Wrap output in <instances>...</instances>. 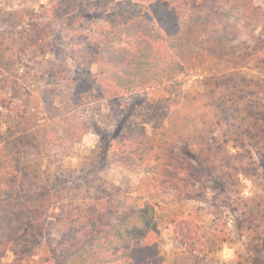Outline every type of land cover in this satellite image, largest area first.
<instances>
[{
    "label": "rangeland",
    "instance_id": "obj_1",
    "mask_svg": "<svg viewBox=\"0 0 264 264\" xmlns=\"http://www.w3.org/2000/svg\"><path fill=\"white\" fill-rule=\"evenodd\" d=\"M56 1L0 0V138L17 190L0 216V264H54L50 250L69 219L94 201L118 212L157 202L184 217L196 247L164 224L167 264H252L264 251V0H130L143 11L134 21L116 13L127 0H73L54 18ZM174 2L187 44L223 52L241 73L108 97L106 77L121 64L113 48L158 32L155 15ZM162 97L172 99L170 113ZM254 116L263 123L247 129ZM118 124L117 141L140 140L144 150L162 142L152 135L164 127L167 139L183 136L173 152L204 165L201 180H190L195 192L151 198L159 165L145 172L138 155L110 144Z\"/></svg>",
    "mask_w": 264,
    "mask_h": 264
},
{
    "label": "trees",
    "instance_id": "obj_2",
    "mask_svg": "<svg viewBox=\"0 0 264 264\" xmlns=\"http://www.w3.org/2000/svg\"><path fill=\"white\" fill-rule=\"evenodd\" d=\"M72 3L73 0H57L55 5L49 7L48 14L59 18L75 6ZM137 8L127 0L118 5L116 13L119 16L127 14L128 19L134 21L143 12ZM182 8L176 2L163 6L162 12L156 14L154 20L160 27L158 32L135 33L113 48V53L119 56L121 64L106 77V84L110 90L108 97L119 96L121 92L130 94L157 88L166 91L165 88L183 85L184 81L191 77L203 82L211 78L241 73V67L238 66L237 69L234 62L223 59V52L220 53L221 57L187 44L184 30L181 28L184 16ZM244 13L248 14L245 11ZM244 17L249 21L254 18L249 14L248 17L247 15ZM171 101L172 99L162 97V102L168 107L166 109L168 113L173 106ZM188 106L186 103L182 110ZM145 115L147 116V112ZM147 120L152 118L147 117ZM261 123L262 117L254 116L252 121L246 123V128L259 129ZM122 125L124 121H121L120 126ZM120 126L114 125L110 130V144L121 146L120 153L138 155L145 172H150L154 164L159 165L149 186L151 198L172 192L190 196L195 192L192 190L190 180L192 178L196 182L201 180L204 165L192 155L187 159L173 152L176 141L183 136L176 134L175 139L174 137L167 139L170 131L164 127L152 135L153 141L154 137L162 136L160 139L162 142L157 145L151 143V146L144 150L143 141H134L122 136L121 140L117 141L119 133L116 131ZM7 155L0 138V216L5 200L17 192L13 185L7 183L9 177L4 174L6 170L10 171ZM233 169L239 171V167ZM222 185L221 179L214 180L216 188L221 189ZM157 205L159 204L154 202L124 212H118L108 207L106 203L97 201L82 205L80 211L69 219L66 237L59 239L50 250V258L54 264H105L113 261L117 264H167L160 247V231L164 224L182 231L181 242L188 248H195V237L192 233H183L185 218L173 210H159L155 207ZM252 260V264H264V251L259 250Z\"/></svg>",
    "mask_w": 264,
    "mask_h": 264
}]
</instances>
